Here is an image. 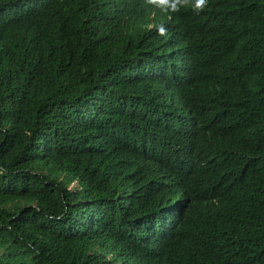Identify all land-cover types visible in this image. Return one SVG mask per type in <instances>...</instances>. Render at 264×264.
I'll use <instances>...</instances> for the list:
<instances>
[{
  "label": "trees",
  "instance_id": "16d2710c",
  "mask_svg": "<svg viewBox=\"0 0 264 264\" xmlns=\"http://www.w3.org/2000/svg\"><path fill=\"white\" fill-rule=\"evenodd\" d=\"M0 264H264V0H0Z\"/></svg>",
  "mask_w": 264,
  "mask_h": 264
},
{
  "label": "clouds",
  "instance_id": "9594fccd",
  "mask_svg": "<svg viewBox=\"0 0 264 264\" xmlns=\"http://www.w3.org/2000/svg\"><path fill=\"white\" fill-rule=\"evenodd\" d=\"M145 3L164 14L179 13L185 8L200 14L209 6V0H145ZM156 30L160 36L168 34V29L163 23L157 25Z\"/></svg>",
  "mask_w": 264,
  "mask_h": 264
}]
</instances>
